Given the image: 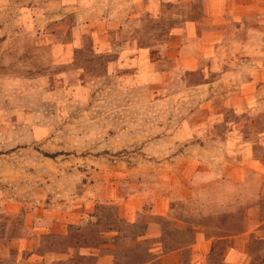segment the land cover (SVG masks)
Instances as JSON below:
<instances>
[{"label": "rangeland", "instance_id": "rangeland-1", "mask_svg": "<svg viewBox=\"0 0 264 264\" xmlns=\"http://www.w3.org/2000/svg\"><path fill=\"white\" fill-rule=\"evenodd\" d=\"M165 1L0 0V264H99L96 253L105 252L113 256L111 264H145L155 257L154 239L141 237L151 226L161 231V247L171 248L193 242L195 230L218 236L241 220L238 208L197 212L192 205L197 198L235 197L234 190L195 191L189 201L171 202L170 219L151 214L148 199L134 221L123 216L120 202L148 182L180 180L175 169L183 163L170 168L180 144L168 135L157 138L176 132L180 118H199L195 86L213 74L204 66L160 71L169 66L161 56L164 42L179 28L164 9L204 6V0ZM101 3L107 4L106 18L90 21L84 10H77L79 22L74 18L73 9L100 11ZM128 44L151 46L154 71H139L127 57ZM210 96L201 116L214 117L219 106L224 119L235 116L222 98ZM44 152L59 154L49 158ZM251 193L252 202L264 203V191ZM68 215L81 220L65 224ZM55 219L65 224L59 232L51 227ZM222 242L212 240L204 264H225L228 242ZM246 247L251 264H264V238L251 237ZM181 258L184 264L188 252Z\"/></svg>", "mask_w": 264, "mask_h": 264}, {"label": "crops", "instance_id": "crops-1", "mask_svg": "<svg viewBox=\"0 0 264 264\" xmlns=\"http://www.w3.org/2000/svg\"><path fill=\"white\" fill-rule=\"evenodd\" d=\"M139 1L134 0L137 4ZM167 1L169 0L165 2ZM215 2L204 0V6L196 11L187 7L175 10L171 5L164 9L165 17L175 18L179 28L172 29L168 34L171 36L174 33L176 38L164 40L165 48L160 52L169 66L160 71L167 74L178 71L184 73L191 67L204 66L208 67L205 72L213 74L210 80L195 86L201 96V102L195 108L199 118H180L176 123L177 118H168V122L178 124L179 128L176 132L167 130V134H161L157 138L159 140L168 135L180 144L179 152L170 157L171 169H175L173 166L176 161L183 163L179 169H175L180 180L148 182L145 190L124 198L120 207L126 220L134 221V214L142 211L145 200L148 199L151 214L170 219L171 202L189 201L195 191H212V195H217L218 191L226 193L234 190L235 197L213 196L206 202L197 198L192 199L195 202L192 205L198 209L197 212L204 208L215 210L225 206L230 213L238 208L241 210V220L232 221L229 224L230 232L218 236L195 230L193 242L171 248L161 247L157 240L161 231L151 226L141 237L154 239L150 250L155 257L145 264L153 260H157L156 264H183L181 255L185 251L188 252L189 259L184 264H204L214 238L221 243L222 240L228 242L222 254L225 264H251L247 240L251 237L260 240L264 238V228H261L264 218H259L264 203L252 202L251 195L252 191H264V0H221V5L217 3L219 1ZM106 5L101 3L100 11H90L94 9L89 6L83 9L77 7L73 9L74 18L77 22L80 21L77 10L87 11L91 16L90 21L106 18L107 14L103 11ZM147 8L152 12L146 13L147 15L159 16L152 8ZM87 20L85 18V22ZM104 45L107 46L106 43ZM167 46H172L173 50L166 52ZM129 47L131 53L127 57L137 65L139 71L147 74L154 71L147 54L151 52L150 45L138 46L137 49L132 45ZM117 48L121 51V46ZM121 54L119 52V58ZM209 94L211 99L222 98L221 104L228 107L227 111L230 107L235 116L224 119L222 106L212 109L217 110V113H212V118H208L207 114L201 116L202 112L208 110L205 108L210 106L203 102ZM193 160L196 164L190 167ZM184 175L190 177L185 178ZM239 192H242L243 197ZM58 220L51 221L54 232H59L65 224L78 223L81 219L68 215L63 221L65 224ZM177 222L178 228H181V221ZM238 224L241 225L240 229L234 230L233 226ZM139 238L138 235L137 239ZM96 254L99 264H111L113 256L108 252Z\"/></svg>", "mask_w": 264, "mask_h": 264}, {"label": "trees", "instance_id": "trees-1", "mask_svg": "<svg viewBox=\"0 0 264 264\" xmlns=\"http://www.w3.org/2000/svg\"><path fill=\"white\" fill-rule=\"evenodd\" d=\"M59 154V152H53V153H48V152H44L43 155L49 158H54Z\"/></svg>", "mask_w": 264, "mask_h": 264}]
</instances>
